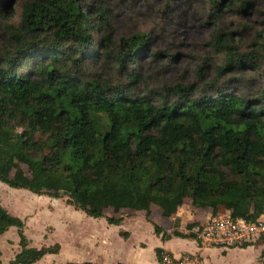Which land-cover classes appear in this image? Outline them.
<instances>
[{
  "label": "trees",
  "instance_id": "16d2710c",
  "mask_svg": "<svg viewBox=\"0 0 264 264\" xmlns=\"http://www.w3.org/2000/svg\"><path fill=\"white\" fill-rule=\"evenodd\" d=\"M209 1L217 17L223 9L245 13L252 3ZM93 13L78 0H26L16 25L0 13V183L52 199L66 195L68 206L109 225H120L123 211L143 212L162 241L170 235L151 222L150 207L167 219L186 199L233 219L263 215L264 88L250 97L218 83L223 73L247 69L264 83L263 30L249 53L227 33L212 34L210 45L226 60L203 87L178 84L140 96L134 73L127 74L130 84L80 78L86 61L104 56L123 68L148 53L140 34L112 52L105 34L96 40L107 27L105 12ZM109 209L117 216L106 217ZM24 227L0 205V235L15 228L21 247L9 264L59 253V244L29 248ZM162 253L155 250L158 260Z\"/></svg>",
  "mask_w": 264,
  "mask_h": 264
},
{
  "label": "rangeland",
  "instance_id": "374dc122",
  "mask_svg": "<svg viewBox=\"0 0 264 264\" xmlns=\"http://www.w3.org/2000/svg\"><path fill=\"white\" fill-rule=\"evenodd\" d=\"M25 1L0 0V13L4 16L5 22L14 25L19 22L21 7ZM78 1L81 6L92 9L94 13L105 12L107 27L97 32L96 40L100 41L101 36L105 34L110 40L111 51L115 54L122 39L140 34L149 40L148 53L135 64L121 68L111 58L104 61L106 57L100 56L94 61L83 63L80 78L84 81L100 79L112 84H130L127 74L134 73L140 76V79L136 77L137 83L131 86L134 93L140 96L148 95L149 91L159 93L167 86L178 84L201 88L205 82L217 78V67L222 66L226 60L210 45L211 36L217 31L227 33L241 53H249L254 49L253 41L262 30L264 42V0H252L250 8L245 13L223 9L219 17L211 13L209 0ZM1 39L3 36L0 28V48ZM258 64L263 70L264 57ZM220 82L227 83V87L250 97L264 88L261 76L252 69L223 73L218 80V83ZM21 168L29 175L24 166ZM4 186L5 188L0 189V200L6 208L14 210L16 216H13L23 220L30 214L26 221L23 220L25 225L23 231L28 239V247L40 249L59 244L64 248L63 254L54 257L53 260L41 259L35 264H62L67 259H70V262L87 261L101 254L104 256L102 258L104 262L107 252H111V259L116 258L121 247L118 245L115 230L110 227L105 231L92 218L68 206L66 195L60 199L46 197L45 202H39L35 198L32 199L33 194L25 190L9 192L11 188ZM177 212L182 213L183 219L188 220L195 219L191 217L192 215L198 218L203 215L202 212L194 213L189 199L184 201ZM104 213L106 217L117 216L111 209ZM123 213L124 218L129 217V211ZM176 224L178 222L174 225ZM10 231L4 237L5 241L0 239L3 262L14 258L21 251L17 230L12 228ZM143 231L146 241L150 242L152 239L148 231ZM93 235L100 245L90 243V237ZM104 239H107V244H112L107 251H105L107 246L101 245ZM251 239L253 243L248 245L251 246V250L235 253L227 259L226 264H256L257 260V263L264 264L261 257V253L264 252V236L253 235ZM219 255L217 252L212 253L211 264H223ZM147 257H150V254H147Z\"/></svg>",
  "mask_w": 264,
  "mask_h": 264
},
{
  "label": "crops",
  "instance_id": "0c3cea01",
  "mask_svg": "<svg viewBox=\"0 0 264 264\" xmlns=\"http://www.w3.org/2000/svg\"><path fill=\"white\" fill-rule=\"evenodd\" d=\"M5 188L4 185H0V189ZM14 190V189H13ZM12 189L9 192H22V190H14ZM28 192V191H27ZM32 199L35 198L37 201H44L47 198L45 196H36L31 195ZM45 202V201H44ZM55 202V201H54ZM0 205L12 216L15 215L14 210H11L9 208H6L5 205L0 200ZM194 213L202 212L203 215L198 218V216H191L195 219L190 218L183 219L182 213L177 212V214L171 218L167 219L161 216V211L157 208L150 207V220L153 224L160 227L167 235H170V238L166 241H162L160 236H156L153 231V227L150 223H148L145 219V215L143 212L138 213H130L127 218H124L120 225H109L107 224L106 220L104 218L94 220L96 224L100 225L101 228H103L105 231L109 230L110 227H112L115 230V234L117 235V242L118 245L121 247L119 250L116 258L111 259V252H107L105 254V264H159V260L156 257L155 250L160 249L163 252L171 253L175 256L185 255V254H192L196 255L200 258L202 264H211V256L213 252H217L220 254V258L223 262V264H226L227 259L232 257L235 253H243L248 250H251V246L246 247H240V248H232L230 250H221L217 248H203L200 247L193 239H185L180 238L177 236H173V232H178L181 234H188V230L186 229V225L188 224H197L204 222L208 218L214 215H219L220 213H225V210L222 208H218L217 210H210L205 209L203 211L196 210L193 208ZM191 212V210L189 211ZM30 215V214H29ZM27 215V216H29ZM35 215V214H34ZM85 215V214H84ZM23 218L24 221H26V217ZM87 217V216H86ZM182 217V218H181ZM90 218V217H89ZM21 219V218H20ZM192 219V220H191ZM175 222H178V227L175 224ZM171 223V224H170ZM12 228H9L7 232L0 235V239H3L5 241V238L9 232H11ZM112 229V230H113ZM147 230L148 234L151 236V241L148 242L145 239L144 231ZM121 233L127 234L126 237H122ZM94 243V245H100V243L95 239V235L90 237V243ZM83 241H81V244ZM83 245V244H82ZM103 247H106V250L112 247V244H107V239H104L101 243ZM60 246V245H59ZM83 247V246H82ZM64 251L63 246H60L59 253L56 255H46L42 259L51 258L53 260L54 257H57L58 255H62ZM94 251V250H93ZM18 254V253H17ZM96 254V253H91ZM147 254H150V257H147ZM259 255V252H257V256ZM103 254L97 255V257H91L87 261H71L70 259L64 260L62 264L66 263H91V264H103ZM259 257V256H258ZM9 259L6 262H3L2 260V253L0 252V262L1 264H9L12 260ZM151 259V261L149 260ZM258 259V258H257ZM102 260V261H101ZM40 261V260H39ZM65 262V263H64ZM258 262V260H257ZM256 264H259L257 263ZM37 263V262H36ZM35 264V263H34ZM39 264V263H38ZM54 264V263H53Z\"/></svg>",
  "mask_w": 264,
  "mask_h": 264
},
{
  "label": "built area",
  "instance_id": "2783aa9c",
  "mask_svg": "<svg viewBox=\"0 0 264 264\" xmlns=\"http://www.w3.org/2000/svg\"><path fill=\"white\" fill-rule=\"evenodd\" d=\"M226 213L211 216L188 231L194 235V241L200 247L230 250L253 243V235L264 236V214L253 221H247L242 218L233 219ZM199 259L192 254L175 256L163 252L159 264H202Z\"/></svg>",
  "mask_w": 264,
  "mask_h": 264
}]
</instances>
